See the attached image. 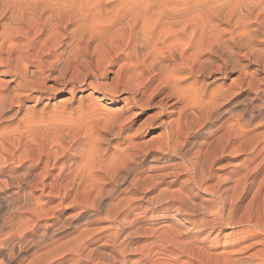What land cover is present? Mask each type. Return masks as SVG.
I'll return each instance as SVG.
<instances>
[{
  "label": "bare ground",
  "instance_id": "6f19581e",
  "mask_svg": "<svg viewBox=\"0 0 264 264\" xmlns=\"http://www.w3.org/2000/svg\"><path fill=\"white\" fill-rule=\"evenodd\" d=\"M262 73L264 0H0V264H128L116 230L88 239L166 179L186 196L158 254L264 264ZM63 207L93 212L60 236Z\"/></svg>",
  "mask_w": 264,
  "mask_h": 264
},
{
  "label": "rangeland",
  "instance_id": "374dc122",
  "mask_svg": "<svg viewBox=\"0 0 264 264\" xmlns=\"http://www.w3.org/2000/svg\"><path fill=\"white\" fill-rule=\"evenodd\" d=\"M264 77V73H262V75L260 74V77ZM257 87H255L257 89V91L260 93V99L261 101H264V84L263 83H259L257 82L256 84ZM246 87V88H245ZM244 88V89H243ZM254 87H253V90L248 87V86H242V88L240 89H235V91H239V94H237V92L234 91V97L233 96V99H234V102H238V101H243V100H248L250 97H254V90H256ZM243 89V90H242ZM242 93V94H241ZM246 97V99H244ZM248 97V98H247ZM242 98V99H241ZM241 99V100H240ZM84 103H86V101H84ZM255 103H259V101H256ZM90 104V103H88ZM87 103L85 104L88 105ZM247 105V104H246ZM120 105H108L107 106V109H109L110 111L112 110L113 112H115L118 108H119ZM247 108H250V105L247 106ZM237 113V112H236ZM236 115L237 114H234L233 115V119L236 118ZM263 115V114H261ZM259 116V120L257 119L256 122H252L251 121V125H250V129H253L255 130V132L257 133L259 130L260 132H258L257 134H260L261 136L264 135V115L263 116ZM262 117V119H261ZM262 120V121H260ZM257 121L261 122L259 123L258 122V125H257ZM12 124V123H10ZM9 125V124H8ZM256 125V126H255ZM260 125V126H259ZM253 126H255L253 128ZM259 126V127H258ZM262 130V131H261ZM156 133H151L149 134L148 136H146L144 138V141H149L150 138H152L153 136H155ZM153 166L155 165H150L149 168L148 166H145L143 167L142 169L143 170H147V169H150L152 168ZM169 181V182H167ZM163 182V183H162ZM155 181L154 183L151 184V186H149L148 188H150L148 190L147 187H145L144 190L142 191H134V192H130L128 193L129 196H127V198H129V204L128 206L121 212V214L119 215L118 219L119 221L121 222H117L115 223L114 225H112L111 223H107L106 221H104L102 218L103 214H97V219L100 220V223L99 221L98 224L97 222H95V224L92 226L94 227V230L96 228H101L102 226V229H105L106 228V225H110L112 228H108L107 230H102V232H95L97 234H94V236H90V238L88 239V242H91V245L90 243L89 244V247L90 248H97L100 244L102 245V243H106L105 241H109V238L111 236V233L115 232V230L117 231L118 233V236H117V242L118 243H121V245L125 246L126 247V252H129L126 254L125 256V259L127 261V263L129 264H150V263H153V264H159V261L163 264H166L168 261V264H176L177 261L178 262H182L183 259L182 258H178L177 260L174 259L175 257V253L176 252V249L172 246H174L172 244V246H170L171 244H169V247L166 249L168 251H163V252H159L160 254H158L157 252L160 250V247H156L154 245V243L157 242V244L159 243L158 240H159V237L161 236V233L163 231V228H168L170 227V225H175L176 223H180L181 222V216L179 215V205H180V201L179 200H176L178 198H182L186 196V192L185 190H183L180 186V183L177 181V182H173L171 179L168 180L166 179L165 181ZM158 185H156V184ZM162 183V184H161ZM126 187V186H125ZM124 187V188H125ZM169 187V188H168ZM123 188V189H124ZM160 189V191H159ZM181 189V190H179ZM179 190V191H178ZM147 191V192H146ZM167 191V192H166ZM181 191V193H179ZM119 192V191H118ZM122 191H120L121 193ZM127 192V191H126ZM162 192V193H161ZM96 193V194H95ZM172 193V194H171ZM156 194L157 195H160L161 194V201H160V205L157 207V206H154L152 207V202H153V197L154 198L156 197ZM185 196H184V195ZM97 195V192L95 191L93 194H92V197L96 196ZM173 195V196H172ZM182 195V196H181ZM98 196V195H97ZM116 196H117V192L116 194L112 195L110 197V202H114V198L116 199ZM143 196V197H142ZM163 196V197H162ZM149 197L151 198V200L149 199ZM165 197V198H164ZM169 197V198H168ZM172 197V198H171ZM133 198V199H132ZM137 200H136V199ZM164 198V199H163ZM113 199V200H112ZM136 201H135V200ZM169 199V200H168ZM164 201V202H163ZM179 201V202H178ZM151 204V205H150ZM172 205V206H171ZM178 205V206H177ZM147 208H146V207ZM150 206V207H149ZM181 207V205H180ZM134 208V209H133ZM178 208V209H177ZM127 209V210H126ZM126 211V212H125ZM89 212V213H88ZM93 212V209H84V214H83V219H77L75 220L76 216H78V214L80 213L79 209H73V210H68L67 208L64 209L63 207V214L70 217L71 219V227L68 228L67 230H65L64 232H62L60 234V236H68L69 234H72L73 232H75V229H77L78 227H83L84 225V222H85V217L88 216V214H91ZM128 213V214H127ZM134 213V214H133ZM77 214V215H76ZM76 215V216H75ZM156 215V216H155ZM151 216V218H150ZM101 217V218H100ZM122 217V218H121ZM149 217V218H148ZM121 218V219H120ZM126 218V219H125ZM155 218V219H154ZM178 220H176V219ZM74 219V220H73ZM125 219V220H123ZM172 219L173 222H172ZM180 221V222H179ZM124 222V223H123ZM174 223V224H171ZM176 222V223H175ZM106 223V224H105ZM121 223V224H120ZM130 223V224H129ZM119 224H120V227H119ZM124 224V225H123ZM82 225V226H80ZM96 225V227H95ZM99 225V226H98ZM132 225V226H131ZM164 225V227H163ZM167 225V226H166ZM75 226V227H74ZM98 226V227H97ZM105 226V228H103ZM110 226H107V227H110ZM116 226H118L116 228ZM121 226H125L124 228L121 229ZM74 227V228H72ZM77 227V228H76ZM140 227V228H139ZM120 228V229H119ZM136 228V229H135ZM97 229V230H99ZM118 229V230H117ZM132 229V230H131ZM156 229V231L154 230ZM124 230V231H123ZM145 230V231H144ZM167 230V229H166ZM108 231V232H107ZM121 231V232H120ZM132 231V232H130ZM144 231V232H143ZM106 232V235H104V233ZM110 232V233H109ZM123 232V233H122ZM130 232V233H129ZM134 232V234H133ZM155 233V234H154ZM158 234V235H157ZM160 234V236H159ZM103 236V238L101 236ZM107 235H110V236H107ZM125 235V236H124ZM131 235V236H130ZM96 236V237H95ZM100 236V237H99ZM107 236V237H106ZM158 236V238H157ZM93 238V241L95 240V242L93 243L92 241V238ZM99 237V238H98ZM95 238V239H94ZM107 238V240H106ZM99 241H98V240ZM152 239V240H151ZM158 239V240H157ZM98 241V242H97ZM120 241V242H119ZM153 241H156L153 243ZM125 244H124V243ZM151 242V243H150ZM123 243V244H122ZM149 243V244H148ZM156 244V245H157ZM128 245V246H127ZM144 245V246H143ZM147 247H146V246ZM150 245V246H149ZM151 245H154V246H151ZM97 246V247H96ZM158 246V245H157ZM88 247V248H89ZM129 247L131 248V250L129 249ZM143 247V248H141ZM146 247V248H145ZM149 247H152V248H149ZM153 247H156V248H153ZM147 248L149 249L148 251H150V249L152 251L148 252L147 251ZM104 249V250H103ZM129 249V250H128ZM146 249V250H145ZM100 250H103V251H106L108 252V248H100ZM138 250V251H137ZM173 250V251H172ZM145 251H147V256L145 255ZM154 251V253H153ZM174 254H173V253ZM144 253V254H143ZM172 253V254H171ZM152 254H154L153 256H151ZM149 255V256H148ZM161 255V256H160ZM163 255V256H162ZM168 255V256H166ZM144 256V257H143ZM157 256V257H156ZM160 256V257H159ZM167 259H166V258ZM169 257V258H168ZM171 257V258H170ZM141 258V259H140ZM145 258V259H144ZM176 258V257H175ZM68 259H71V257H68ZM164 259V260H163ZM172 259V260H171ZM167 260V261H166ZM176 262H175V261ZM158 261V262H157ZM172 261V262H171ZM160 263V264H162ZM66 264V263H65Z\"/></svg>",
  "mask_w": 264,
  "mask_h": 264
}]
</instances>
